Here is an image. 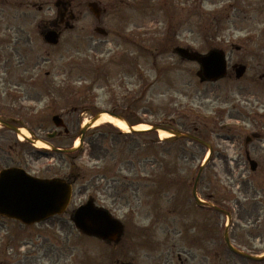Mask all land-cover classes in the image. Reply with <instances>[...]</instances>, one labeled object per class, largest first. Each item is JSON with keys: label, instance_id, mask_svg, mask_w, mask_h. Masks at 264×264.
<instances>
[{"label": "rangeland", "instance_id": "374dc122", "mask_svg": "<svg viewBox=\"0 0 264 264\" xmlns=\"http://www.w3.org/2000/svg\"><path fill=\"white\" fill-rule=\"evenodd\" d=\"M55 1L0 0V118L14 119L30 139L41 140L56 130L52 115L59 114L66 134L57 128L54 147L77 149L50 152L49 145L24 143L0 126V168L25 163L40 151L30 168L20 166L35 176L65 179L73 173L77 178L66 213L28 229L10 220L1 223L0 264H146L125 263L133 255L123 236L114 245L79 233L70 211L92 198L122 223L128 217L146 224L161 214L165 221L149 234L165 240L167 232L175 231L173 224L178 230V223L194 218L183 208L193 204L192 181L208 154L201 140L211 143L212 155L197 191L208 203L232 208L229 237L236 247L264 250V81L258 79L264 60V0H59L70 2L64 5L65 15L72 17L66 18L67 25L59 23ZM93 1L104 10L99 19L87 8ZM53 21L60 31L56 44L44 42L41 33ZM181 46L200 54L223 50L228 71L201 83L197 61L177 55L175 48ZM235 64L247 65L240 79ZM109 111L125 121L169 124L184 134L197 127V139L161 138L154 130L130 134L102 122L75 144L83 124ZM251 133L261 137L245 145ZM245 148L258 162L255 171L249 170ZM171 205L180 208L169 214ZM210 209L206 227L213 254L223 251L221 259L240 264L224 247L227 217ZM179 214L183 219H177ZM167 240L171 247L173 241ZM18 245L28 256L24 261L15 254ZM132 252L139 259V250ZM187 260L180 264H205L203 255ZM173 262L170 258L168 264Z\"/></svg>", "mask_w": 264, "mask_h": 264}, {"label": "water", "instance_id": "95a60500", "mask_svg": "<svg viewBox=\"0 0 264 264\" xmlns=\"http://www.w3.org/2000/svg\"><path fill=\"white\" fill-rule=\"evenodd\" d=\"M67 4L63 1H57L55 6H62L65 9L64 5ZM87 7L95 15L99 17L100 7L97 3H88ZM66 10V9H65ZM98 32L105 35L103 29L96 28ZM46 42L50 44H56L58 41V34L55 31H49L44 35ZM177 53L189 60H196L201 67L200 71L197 72V76L200 78L201 82L204 80L214 81L219 78H222L225 75L226 66L224 55L221 51L213 50L208 54L199 55L196 52H189L187 49H177ZM245 68L239 66L236 68V76L240 77L243 74ZM108 114L120 119L121 116L109 112ZM100 113L95 115L88 121L87 124H84L79 132L80 142L84 138V133L91 127L100 117ZM122 119V118H121ZM53 122L55 126H63L62 121L59 116L53 117ZM19 133V129L15 127H10ZM165 130L173 136L185 137L179 132L172 131L169 129H162L157 126H152L149 130ZM129 132H139L135 127L128 125ZM141 132V131H140ZM205 145L207 143H204ZM210 148V146L207 144ZM55 151H61L63 153L73 152L76 150V147L67 149H55ZM251 170L256 168V162L250 160ZM203 169V166L200 167V171ZM195 191V188H194ZM71 196V185L66 183L63 179H39L34 178L25 174L24 171H21L17 168L15 169H4L0 173V213L4 215L11 216L13 218L20 219L25 224H30L34 222H39L49 218L52 215L62 213L69 203ZM195 196V193H194ZM196 202H202L197 199L195 196ZM72 221L75 223L76 227L84 233L89 235L98 236L101 239L106 240H118L121 234V225L118 221L112 220L109 213L101 208H97L93 204V200H89L81 207L77 208L74 211ZM226 237V235H225ZM226 243L228 248L233 250L236 253H239L237 249L231 247L228 237H226ZM253 259H259L254 257Z\"/></svg>", "mask_w": 264, "mask_h": 264}, {"label": "flooded vegetation", "instance_id": "af4514ba", "mask_svg": "<svg viewBox=\"0 0 264 264\" xmlns=\"http://www.w3.org/2000/svg\"><path fill=\"white\" fill-rule=\"evenodd\" d=\"M63 11H58L59 14V22L62 23L66 22V18L68 15L63 14ZM58 24L56 21H53L50 23L49 27L46 28H55L58 31ZM260 67L262 68L261 72L259 73V81H264V60L259 62ZM261 137V136H260ZM259 137V138H260ZM15 151V150H14ZM14 151L12 153H14ZM19 153H14V155H18ZM39 155V152H36L33 155H30L28 157V161L25 163L17 162L15 165H4L0 169L8 166H18L21 167L20 164H25L27 165L28 168H30L31 163L34 162L33 158H36ZM8 163V162H6ZM17 164V165H16ZM22 168V167H21ZM25 169V168H24ZM199 195H203V193L198 191ZM179 209L180 206H177ZM196 205H188L185 206L183 209L185 210V213L191 210L192 216L194 217L193 220L188 221V223H178L179 228L177 230V224H173V227H175V231L167 232V235H165V240L161 239L156 240L155 236L153 234H149L150 230L152 231L153 228L156 227V225H160L162 221H165V218L161 214H154L151 219H146L147 223L146 224H141L139 221L132 222L128 217L124 218L123 222V240L125 241V247L127 248L128 252L131 253L133 258L129 260H125L126 262H137V261H143L146 264H152L153 260H157L158 264H168L169 259L172 258L174 261L173 264H180L181 261H188L187 257L190 256H201L203 255V259H205V264H228L229 259L226 256V259H221V256L223 254V251H212L211 246V238H210V233L209 229L207 226V217H206V208L200 209V219L198 220L196 215L199 216L195 212ZM202 207V206H199ZM176 208H171L168 210L169 214L177 211ZM182 209V208H181ZM197 211V210H196ZM167 215V214H166ZM177 219H183L182 214H179ZM140 228L142 232H138L137 229ZM171 228V227H170ZM154 233V232H153ZM180 235L181 239V246L179 247V239L177 236ZM172 240L173 242L171 243V247L167 246L169 240ZM167 247V248H162ZM124 247V248H125ZM159 247V248H157ZM172 248V249H171ZM175 248V250H173ZM142 249L143 252L140 251ZM199 250L200 253L196 254L195 250ZM133 250H139L140 255L139 259H135L134 253L132 252ZM263 250H251V251H245L247 256H237L235 254H231L232 256L234 255L236 258L239 259L240 264H261L264 261H253L251 258H248V256H254L255 254H260L263 253ZM227 254V253H225ZM18 256L21 257V261H24L26 257H28L26 254H18ZM183 257V259L181 258ZM177 258L176 260H174ZM130 264V263H128Z\"/></svg>", "mask_w": 264, "mask_h": 264}, {"label": "bare ground", "instance_id": "6f19581e", "mask_svg": "<svg viewBox=\"0 0 264 264\" xmlns=\"http://www.w3.org/2000/svg\"><path fill=\"white\" fill-rule=\"evenodd\" d=\"M102 122H108V123L110 122V123L114 124L115 126H117L119 129H122L124 131L128 130L127 124H125L122 119H117V118H115V117H113L111 115L105 114V113L101 114L100 118L94 124L96 125V124H99V123H102ZM137 128L139 130H142V129L147 128V125L141 123L140 125L137 126ZM21 132H22L23 135L27 134L26 130H22ZM158 133H159L161 138H163V136L170 135L169 133H167L164 130L163 131H159ZM19 137H20V139L22 138L21 134L19 135ZM77 143L78 142L76 141L75 144H77ZM37 144L42 145V143H40L39 141H38Z\"/></svg>", "mask_w": 264, "mask_h": 264}, {"label": "trees", "instance_id": "16d2710c", "mask_svg": "<svg viewBox=\"0 0 264 264\" xmlns=\"http://www.w3.org/2000/svg\"><path fill=\"white\" fill-rule=\"evenodd\" d=\"M127 119V121H128V123L129 124H138V122L139 121H136V120H131L132 118L130 117V119H128V118H126ZM165 127H170L171 128V126L168 124V125H166ZM176 137H174V138H172V139H175ZM165 174H166V172L164 173V176H165ZM161 182H163V181H161ZM164 184L166 183V182H163Z\"/></svg>", "mask_w": 264, "mask_h": 264}]
</instances>
